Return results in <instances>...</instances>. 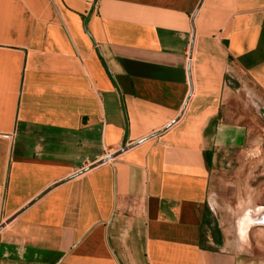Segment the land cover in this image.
Wrapping results in <instances>:
<instances>
[{
	"label": "crops",
	"instance_id": "1",
	"mask_svg": "<svg viewBox=\"0 0 264 264\" xmlns=\"http://www.w3.org/2000/svg\"><path fill=\"white\" fill-rule=\"evenodd\" d=\"M262 215L264 0H0V264H264Z\"/></svg>",
	"mask_w": 264,
	"mask_h": 264
},
{
	"label": "rangeland",
	"instance_id": "2",
	"mask_svg": "<svg viewBox=\"0 0 264 264\" xmlns=\"http://www.w3.org/2000/svg\"><path fill=\"white\" fill-rule=\"evenodd\" d=\"M219 163L221 164L220 168L223 169L224 171L232 170L235 167V163H233L231 160V155H228V156L223 155L221 158H219ZM259 168H261V167L258 166V164H257V171L259 170ZM222 184H223L224 193L228 194L229 199L232 198L231 195L235 189H237L238 187L241 189V187H242V183H237L235 180L234 181H230V180L223 181ZM233 184H234V186H233ZM219 212L224 214V217H227L228 215L230 216L231 210L230 209L219 210ZM263 236H264V230L263 229L256 230L253 233V238H255V239H262L263 240V238H264Z\"/></svg>",
	"mask_w": 264,
	"mask_h": 264
},
{
	"label": "water",
	"instance_id": "3",
	"mask_svg": "<svg viewBox=\"0 0 264 264\" xmlns=\"http://www.w3.org/2000/svg\"><path fill=\"white\" fill-rule=\"evenodd\" d=\"M126 150H128V147L123 148V149L121 150V152H119L118 154H115V155L111 156L110 159L117 157L119 154L125 152ZM104 162H105V161H104ZM104 162H100L98 165H100V164H102V163H104ZM256 225L264 226V215H262L261 218L257 219V221H256ZM0 229H1V228H0Z\"/></svg>",
	"mask_w": 264,
	"mask_h": 264
},
{
	"label": "trees",
	"instance_id": "4",
	"mask_svg": "<svg viewBox=\"0 0 264 264\" xmlns=\"http://www.w3.org/2000/svg\"><path fill=\"white\" fill-rule=\"evenodd\" d=\"M209 163H210V160H209Z\"/></svg>",
	"mask_w": 264,
	"mask_h": 264
}]
</instances>
